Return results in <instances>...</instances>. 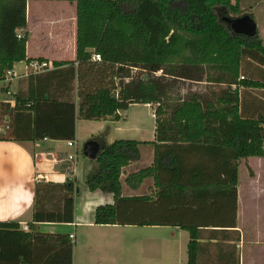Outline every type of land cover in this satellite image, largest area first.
I'll return each instance as SVG.
<instances>
[{
  "label": "trees",
  "instance_id": "obj_1",
  "mask_svg": "<svg viewBox=\"0 0 264 264\" xmlns=\"http://www.w3.org/2000/svg\"><path fill=\"white\" fill-rule=\"evenodd\" d=\"M68 1L77 7L78 67L67 65L72 81H78L79 119L119 120V112L131 105L156 106V142L118 140L103 145L92 161L87 189L114 200L96 208L94 224L180 228L190 235L188 264H200L202 230L235 228L241 162L264 158V114L245 116L240 95V87L264 89V82L241 79L243 61L264 67V45L258 33L254 38L236 35L224 22L229 16H249L248 11L232 0ZM217 10L227 16L220 19ZM26 28L27 0H0V82L16 64L32 61L26 54L28 35L18 38ZM95 55L101 62L93 60ZM180 80L224 87L171 102ZM30 101L29 109L20 100L14 108L0 103V119H11L9 136L0 140L21 141L14 136L13 124L17 114L28 109L34 115L26 140L75 141L74 104L69 103V133V120L57 106H49L57 121L43 130L37 107L40 101L62 107L67 103ZM147 144L154 146L152 166L127 175L124 184L138 191L153 180V187L149 194L126 197L124 169L140 161V147ZM41 186L37 183V192ZM55 187L66 191L62 211L35 208V223L74 222L75 180ZM50 238L62 249L44 262L36 253L46 237L24 231L16 222H0V264H73L75 242Z\"/></svg>",
  "mask_w": 264,
  "mask_h": 264
},
{
  "label": "crops",
  "instance_id": "obj_2",
  "mask_svg": "<svg viewBox=\"0 0 264 264\" xmlns=\"http://www.w3.org/2000/svg\"><path fill=\"white\" fill-rule=\"evenodd\" d=\"M232 2L233 4L238 2L242 10L248 11V15L257 25L259 38L264 45V0L259 4L246 5L243 0H232ZM77 30L75 3L68 0H27V28L18 32V34L23 32L24 37L28 35L27 59L49 62L54 65V70L25 78L27 62L16 64L12 80L0 82V103L9 104L14 108L16 101L20 100L27 102L25 107L28 109L32 104L28 100L32 98L67 103L66 107H62L40 101L37 107L43 130L52 128L57 121L53 119L57 117L54 115L57 114L53 111L54 107H51L52 110L49 107L57 106L56 110L64 113L65 119L69 120V133L72 124L69 103L74 104L76 145L69 147L68 142L71 140H26L33 130V111L26 109L17 114L13 124L14 136L21 141L0 140V222L19 223L23 230L25 226H30V232L46 237L48 240H42L37 244L36 253L42 256L44 262L50 259L52 254L58 252L60 254L62 249L60 243L52 241L54 238L50 237L70 238L74 235L75 239H71L75 242L73 264H124L121 255L116 254V249L123 243L117 237L126 233V230L139 229L142 230L139 232L148 235L147 239H133L131 244L137 247L146 244L147 259H144L146 264H188L190 235L185 230L173 227L99 226L94 224V219L88 222L78 220L76 205L81 193L85 194L86 204H92L94 211L97 207L105 205L100 204L103 196L107 197L103 203L114 202L110 194L91 193L87 187H82L85 186L86 177L93 167V160L86 157L83 151L85 161L80 162L77 148L80 126L86 123L92 124L96 128L97 135L93 134V141L99 143L101 147L112 144L119 140L118 133L134 129L129 127L128 113L132 107L139 105H131L127 111L119 112V120L79 119L78 81L77 79L72 81L67 65L77 60ZM77 67L78 64L75 63V68ZM242 77L264 82V67L245 60L241 65V79ZM216 86L220 89L224 87L218 84ZM4 90L9 94H4ZM240 95L245 116L257 117L260 113L264 114V89L240 87ZM140 106L152 111L151 118L155 122L152 131L154 139L148 143H154L156 142V107L155 105ZM7 121L10 125L9 116L0 119V123ZM8 129L10 130V127ZM5 132L3 131L2 134ZM143 134L144 131L141 132V136ZM94 137H97L96 140ZM149 146L140 147V151L141 148H149L148 167L154 162V146ZM74 155L76 159L70 161L69 157ZM139 164L135 162L124 169L122 181L123 195H127L126 197L145 195L142 193L145 190L146 194H149L150 188L153 187V180H147L138 191H132L124 184L127 175L143 169L136 168ZM69 167H74L76 171L69 174L71 173L68 171ZM69 180H75L77 188L72 198L74 222L35 223L33 221L35 208L50 212L62 211L66 191L56 188L55 185H63ZM37 183H42L38 192ZM202 231L204 239L199 242L200 264H264V158H249L240 164L235 228L223 230L211 227ZM105 235L110 239L102 238ZM124 243L126 244L127 241Z\"/></svg>",
  "mask_w": 264,
  "mask_h": 264
},
{
  "label": "rangeland",
  "instance_id": "obj_3",
  "mask_svg": "<svg viewBox=\"0 0 264 264\" xmlns=\"http://www.w3.org/2000/svg\"><path fill=\"white\" fill-rule=\"evenodd\" d=\"M262 2V0H243V3L246 4H259ZM246 7V6H245ZM218 11V16L221 19L224 16L223 11L217 10ZM228 18H231L230 16ZM235 19V18H231ZM135 73H139L135 72ZM160 75V73L158 74ZM220 90V87L216 86V84H209L207 82H191V81H186V80H180L176 82L174 91L171 93V102H178L182 100L183 98H187L191 94H201L204 95L209 91H218ZM6 94V93H4ZM7 97V96H6ZM9 98V97H7ZM6 98V99H7ZM6 101V100H5ZM156 107V106H155ZM151 110L146 109L143 106H138V107H132L130 109L129 114V122L128 124L130 125L129 127H133L134 129H129L125 131H121L120 133L117 134V138L119 140H136L140 142H150L154 139L152 131L154 129V120L151 118ZM125 125V124H121ZM5 128V133L2 134L0 132V137H7L9 136L10 130L7 129V126L4 123H0V128ZM10 127V125H9ZM144 131L145 134L141 136V132ZM96 128L92 126V124H83V126H80L79 129V135H78V151H79V157H80V162L85 161V158L83 156V151L84 147L87 143L93 141V134H95ZM95 136H97L95 134ZM105 136V135H104ZM101 137V136H100ZM99 137V138H100ZM96 140L97 137H94ZM98 138V139H99ZM141 147H150L149 144L147 145H142ZM141 153H142V159L139 161L138 169L140 168H146L149 166V148H141ZM94 165V164H93ZM82 187H86L82 185ZM128 193V192H127ZM126 193V194H127ZM143 194H146V190L142 192ZM127 196V195H126ZM104 200H107V197L103 196V201L100 202V204H106L103 203ZM106 202V201H105ZM110 202V201H109ZM97 203V202H93ZM77 217L80 222H88L92 219H94V214L95 211L92 209V204H86V198L85 194L81 193L80 198L77 201ZM126 233H122L121 235H118L117 238H119L123 243L120 244L119 248L116 249V254L121 255L123 259L124 264H146L144 259H147V250H146V244L143 243V245L140 247L134 246L131 244V241L133 239L135 240H145L147 239L148 235L139 231L142 230H133L129 229L126 230ZM102 238L110 239L108 236H102ZM127 243L125 244L124 242Z\"/></svg>",
  "mask_w": 264,
  "mask_h": 264
},
{
  "label": "water",
  "instance_id": "obj_4",
  "mask_svg": "<svg viewBox=\"0 0 264 264\" xmlns=\"http://www.w3.org/2000/svg\"><path fill=\"white\" fill-rule=\"evenodd\" d=\"M224 22L229 25L231 30L240 36H245L248 38H254L257 36V25L250 16H244L241 18H225ZM102 150V147L97 142H89L84 147V155L91 160H95L98 154Z\"/></svg>",
  "mask_w": 264,
  "mask_h": 264
},
{
  "label": "built area",
  "instance_id": "obj_5",
  "mask_svg": "<svg viewBox=\"0 0 264 264\" xmlns=\"http://www.w3.org/2000/svg\"><path fill=\"white\" fill-rule=\"evenodd\" d=\"M22 33L23 32H21L20 34H18V38L19 39H22L24 37ZM93 60L95 62H101V56L95 55L93 57ZM25 68H26V71H25L24 77L25 78H30L32 76L39 75V74H43V73H46L48 71L54 70V65H52L51 63L46 62V61L34 60V61H31V62L27 63ZM13 77H14V71L13 70L12 71H9L6 74V80L5 81H11ZM242 79H244V78H242ZM6 94L8 95L9 92H7ZM4 124L7 126V129H8V127H9L8 121L6 123H4ZM0 131L1 132L5 131V128L4 127H3V129L1 128ZM75 145H76V142L75 141L68 142V146L69 147H74ZM75 159H76V155L69 157V160L70 161L75 160ZM68 171L71 172L69 174H73V172H75L76 169L74 167H69ZM24 230L25 231H30L28 226H25L24 227ZM70 239L74 240L75 239V236L74 235H71L70 236Z\"/></svg>",
  "mask_w": 264,
  "mask_h": 264
}]
</instances>
